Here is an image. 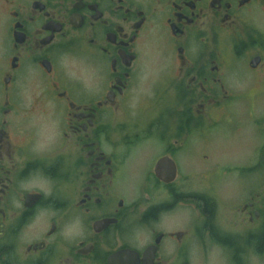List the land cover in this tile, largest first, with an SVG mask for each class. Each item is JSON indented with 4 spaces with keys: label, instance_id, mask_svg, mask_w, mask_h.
Instances as JSON below:
<instances>
[{
    "label": "flooded vegetation",
    "instance_id": "flooded-vegetation-1",
    "mask_svg": "<svg viewBox=\"0 0 264 264\" xmlns=\"http://www.w3.org/2000/svg\"><path fill=\"white\" fill-rule=\"evenodd\" d=\"M239 69L264 0H0V264H264V140L203 174Z\"/></svg>",
    "mask_w": 264,
    "mask_h": 264
},
{
    "label": "rangeland",
    "instance_id": "rangeland-1",
    "mask_svg": "<svg viewBox=\"0 0 264 264\" xmlns=\"http://www.w3.org/2000/svg\"><path fill=\"white\" fill-rule=\"evenodd\" d=\"M238 72L239 75L229 80L234 90L240 91L236 92L234 98H227L228 102L218 108L217 124L211 128L205 126L199 135L212 138L208 147L210 159L202 161L204 176H208L217 167L225 166L230 160L239 163L247 159L251 165L259 164L258 151L264 140V72L254 74L247 69H239ZM205 120L213 125L212 119L206 117ZM257 179L258 176L253 175L249 178L252 192L259 189ZM224 184H228L226 191L232 187L238 190L236 182L234 185ZM203 185L204 190L209 187L205 177ZM220 188L221 185V191Z\"/></svg>",
    "mask_w": 264,
    "mask_h": 264
}]
</instances>
